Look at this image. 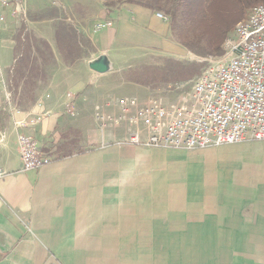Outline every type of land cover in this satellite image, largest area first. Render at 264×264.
Returning <instances> with one entry per match:
<instances>
[{"label":"crops","instance_id":"crops-1","mask_svg":"<svg viewBox=\"0 0 264 264\" xmlns=\"http://www.w3.org/2000/svg\"><path fill=\"white\" fill-rule=\"evenodd\" d=\"M83 7L90 22L75 28L92 53L66 64L45 40L55 58L49 78L30 107L10 113L0 144V264H264V139L182 151L122 144L125 125L102 136L95 113L119 114V100L99 84L112 72L111 51L158 60L166 46L181 48L156 13L91 0ZM107 21L111 28L93 30ZM0 48L12 54L3 78L16 54L7 37ZM101 55L111 66L104 75L88 67ZM28 115L43 118L17 130ZM18 133L51 162L22 172Z\"/></svg>","mask_w":264,"mask_h":264},{"label":"built area","instance_id":"built-area-1","mask_svg":"<svg viewBox=\"0 0 264 264\" xmlns=\"http://www.w3.org/2000/svg\"><path fill=\"white\" fill-rule=\"evenodd\" d=\"M27 3L28 0H0V33L8 29V17L15 21L27 19ZM155 16L168 22L160 13ZM111 27L112 22H98L93 30L101 32ZM233 34L235 38L226 43L224 54L209 58L207 67L186 85L174 102L166 104L157 97L145 103L123 98L117 104L118 116L95 113L94 120L102 136L125 125L122 144L182 151L263 140L264 4L253 7L247 20ZM67 114L73 115L70 110ZM28 117L31 118L15 121V128L35 126L43 118ZM140 129L145 130L144 138ZM4 138L0 133V144ZM16 141L22 172L36 171L51 162L32 137L18 133ZM4 176L0 169V180Z\"/></svg>","mask_w":264,"mask_h":264},{"label":"rangeland","instance_id":"rangeland-1","mask_svg":"<svg viewBox=\"0 0 264 264\" xmlns=\"http://www.w3.org/2000/svg\"><path fill=\"white\" fill-rule=\"evenodd\" d=\"M87 1L89 0H28L27 19L25 21H15L13 19L11 21L9 20L8 29L4 32H1L0 37H7L11 39L14 48L17 50L16 57L19 59L21 56L25 55L24 52L26 40L29 39L30 43H32V46L38 47L41 50L43 48L39 44V41H48L55 49H57L58 56L63 60L64 55L63 53L59 54L58 47L55 44V29L59 23H64L67 26L75 28L79 26V19L83 20L82 22L85 21V24L90 22L87 9L83 7ZM91 1L99 2L103 5V7L108 5L106 8H111L114 11L131 7L133 8V6H129L124 2L119 4V0ZM259 4H264V0H256V5ZM55 10L56 18L40 20L42 17L52 14L51 12ZM151 12L154 14L158 13L155 11ZM249 12L247 13L246 17L243 18V21L245 18H248L247 16H249ZM159 13L167 17L162 12ZM41 22L43 23L32 24ZM233 31L230 33L228 39H226L223 49L226 47V43H228L230 39L235 38ZM17 38L20 39V43H18ZM170 38L172 41H174L172 37ZM166 47L167 49L165 58L158 60L148 57V54L143 55L144 53H149L144 50H141L143 52L128 50L129 52H124L123 57L120 53H117V51H111V57L115 58L116 61L113 62L114 64L112 65V72L101 77L102 79L100 81L98 80L99 84L103 85L108 92H111L112 99H139L138 96H140L141 93L144 101H147L152 96L162 99L166 104L174 102L177 96L181 94V91L186 88V85L195 80V77L207 67V61L209 58L214 57H209L206 59L200 58L187 52L181 46H179L181 48L180 51L176 50V52L170 50L168 46ZM90 53H92V50ZM88 56H84L82 59H87ZM11 57V52L4 55L2 49L0 48V65L2 68L10 65ZM31 57L38 59L37 67L40 68L43 73H37L35 70L33 77L31 75V79L27 80V82H20L18 89L13 86L14 76L16 75L15 73H11L9 71L4 72V76L0 80V133L4 135L5 129L7 128L9 122L10 113L12 112L11 110L16 109L23 111L31 106V104L37 98L39 89L49 78L51 69L55 64V58L52 60L49 58V56H45L44 61H46V63L43 61L40 55L32 53ZM166 59H170L174 63L180 65L182 64L186 67L201 63L202 68L199 72L195 71L194 75L181 79L183 76L182 73L181 75L175 76L163 72L164 62ZM42 64H44V66H42ZM119 68L121 69L119 70ZM129 84L143 86L149 89L148 91L150 94L146 89H142V87L137 88L136 86H131L130 88ZM7 97L9 101H7ZM116 116H118V112L116 113ZM89 125L90 128L93 127L91 122ZM78 148V145H74V149Z\"/></svg>","mask_w":264,"mask_h":264},{"label":"trees","instance_id":"trees-1","mask_svg":"<svg viewBox=\"0 0 264 264\" xmlns=\"http://www.w3.org/2000/svg\"><path fill=\"white\" fill-rule=\"evenodd\" d=\"M123 2L149 12H162L167 16L169 35L174 39V42L194 56L204 59L220 57L224 54L223 46L226 39L236 25L243 21L247 13L256 6V0H119V4ZM108 10L114 11L111 8ZM51 13L40 20L56 18V10ZM245 20L247 19L245 18ZM54 35L59 54L63 53V60L66 64H72L84 56H88L92 50L89 40L79 34L75 28L64 23L57 25ZM17 41L18 43L21 42L20 39ZM39 44L42 46V50L32 46L30 40L27 39L25 55L21 56L20 59L15 57L12 73L16 75L14 76V83H12L16 89L19 88L20 82L30 80L35 70L37 73H43L37 67L38 59L31 57L32 53L40 55L43 61L45 56L54 60L49 44L44 40L39 41ZM16 53L17 50L15 49ZM44 62L46 63V61ZM201 68V63L186 67L166 59L163 72L175 76L182 73V79L194 75L195 71L199 72ZM65 157L61 156L60 158Z\"/></svg>","mask_w":264,"mask_h":264},{"label":"water","instance_id":"water-1","mask_svg":"<svg viewBox=\"0 0 264 264\" xmlns=\"http://www.w3.org/2000/svg\"><path fill=\"white\" fill-rule=\"evenodd\" d=\"M88 67L91 71L100 75L107 74L111 70L109 59L105 55L89 62Z\"/></svg>","mask_w":264,"mask_h":264},{"label":"bare ground","instance_id":"bare-ground-1","mask_svg":"<svg viewBox=\"0 0 264 264\" xmlns=\"http://www.w3.org/2000/svg\"><path fill=\"white\" fill-rule=\"evenodd\" d=\"M240 26H242V21H241V22H239V23L236 25V27H235V29H234V31H233V32L237 31V30H238V28H239Z\"/></svg>","mask_w":264,"mask_h":264}]
</instances>
